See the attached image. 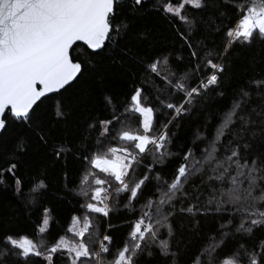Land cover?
<instances>
[{
	"label": "snow or ice",
	"instance_id": "obj_1",
	"mask_svg": "<svg viewBox=\"0 0 264 264\" xmlns=\"http://www.w3.org/2000/svg\"><path fill=\"white\" fill-rule=\"evenodd\" d=\"M0 264H264V0H0Z\"/></svg>",
	"mask_w": 264,
	"mask_h": 264
},
{
	"label": "trees",
	"instance_id": "obj_2",
	"mask_svg": "<svg viewBox=\"0 0 264 264\" xmlns=\"http://www.w3.org/2000/svg\"><path fill=\"white\" fill-rule=\"evenodd\" d=\"M123 99V97H121ZM69 210V206H65L64 208L60 209V216H58V224L54 226V230L58 231L66 224L65 216Z\"/></svg>",
	"mask_w": 264,
	"mask_h": 264
}]
</instances>
